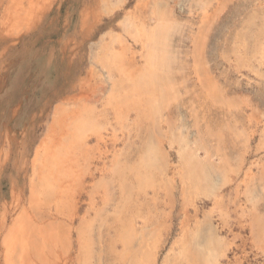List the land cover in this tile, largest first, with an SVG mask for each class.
Masks as SVG:
<instances>
[{
    "label": "rangeland",
    "instance_id": "rangeland-1",
    "mask_svg": "<svg viewBox=\"0 0 264 264\" xmlns=\"http://www.w3.org/2000/svg\"><path fill=\"white\" fill-rule=\"evenodd\" d=\"M42 263L264 264V0H0V264Z\"/></svg>",
    "mask_w": 264,
    "mask_h": 264
},
{
    "label": "bare ground",
    "instance_id": "bare-ground-1",
    "mask_svg": "<svg viewBox=\"0 0 264 264\" xmlns=\"http://www.w3.org/2000/svg\"><path fill=\"white\" fill-rule=\"evenodd\" d=\"M87 17V16H86ZM159 23V22H158ZM161 27H162V25L161 26H158V27H155L154 29H152L153 31L152 32H150L148 35H149V37H148V41L151 43V42H155V45H158V41L159 40H157L156 38V36H158L157 34H160V32H161ZM146 31V30H145ZM156 32V33H155ZM158 39H159V37H158ZM156 41H157V43H156ZM148 42V43H149ZM160 43V45H161V42H159ZM159 46V45H158ZM155 47V46H154ZM154 47H149L148 49H147V56H146V58H145V64H144V67L142 68L141 66H140V68H138V70H136V73H134V74H131L129 77H131L132 79H135V76L136 75H138V76H141L143 79L144 78H146V80H147V84H148V81L150 82V80L153 82L155 79L156 80H158L160 77H158V74H160L161 73V71H163V69H164V67H165V62H163V61H165L166 59H163V57H165L164 55H162V49L159 47V48H154ZM117 54V53H116ZM144 57V56H143ZM168 61V60H167ZM166 61V62H167ZM126 64V63H125ZM133 65H135V64H133ZM167 66V65H166ZM88 80V79H87ZM160 80V79H159ZM161 81H162V78H161ZM87 82V81H86ZM160 82V81H159ZM145 83H146V81H145ZM161 83V82H160ZM158 85H159V83H157ZM130 85H131V83H130ZM137 85V84H136ZM138 85H142V86H144L145 87V84H143V83H140V84H138ZM149 86V85H148ZM148 86H146V87H148ZM127 88V87H126ZM162 88V87H161ZM116 88L114 87V90H115ZM148 89V88H147ZM150 89V88H149ZM112 90H113V88H112ZM139 90H141L140 91V93H142V91L144 92V90L142 89V87L140 86L139 87ZM118 91V90H117ZM136 91V90H135ZM160 92H162L163 93V91H160ZM94 93V92H93ZM113 93H114V91H113ZM112 92H111V94H110V96L113 94ZM117 93V92H116ZM137 94V95H139L138 96V101H140V102H138V103H141L143 100H141V94ZM83 95V94H82ZM93 95V94H92ZM119 95L120 94H118L117 96L119 97ZM123 95V94H122ZM109 96V97H110ZM127 96V95H126ZM128 96H130V95H128ZM83 97V96H82ZM82 97H80V98H82ZM112 97V96H111ZM130 98V97H129ZM129 98H126V101L129 99ZM132 98H133V96H132ZM98 99V98H97ZM100 99V98H99ZM121 99V98H120ZM134 99H136V97H134ZM145 99V98H144ZM123 102H124V100L123 99H121ZM121 100H119L118 99V103H117V107H118V112L121 114L122 113V110H123V106H122V104H121ZM109 101H111L112 102V100L110 99ZM121 101V102H120ZM151 101V100H150ZM131 103V102H130ZM135 104V103H134ZM137 105V104H136ZM17 107V106H16ZM112 107V106H111ZM96 109H97V107L95 108V105L94 106H88V105H86V104H84L83 105V108H82V110H81V113H78V121L75 123V124H77L76 126H75V129H76V137H77V139L75 138V140H76V146L78 147V148H80V147H82V148H84V149H87L88 150V146H86V141H87V136H88V132L89 131H94V132H96L99 136V138H102V135H101V132H100V129H99V127L100 126H98V127H96L97 126V124H98V119H96V117H95V115H94V113L96 112ZM105 110V109H104ZM102 112V111H101ZM130 112V111H129ZM100 114V113H99ZM101 115V114H100ZM99 115V116H100ZM98 118V117H97ZM67 120V119H66ZM100 121V120H99ZM60 122H61V120H60ZM61 124V123H60ZM60 124H59V122H58V125L60 126ZM102 125V124H101ZM56 126H57V124H56ZM96 127V128H95ZM67 129V128H66ZM95 129V130H94ZM65 130V129H64ZM61 132H63V131H61ZM69 133V132H68ZM60 135V134H59ZM96 137V136H95ZM97 138V137H96ZM72 141V140H71ZM46 142V141H45ZM59 142V141H58ZM73 143H74V141H73ZM45 144V143H44ZM43 143H42V145H44ZM70 144V143H69ZM49 145H50V143H49ZM53 145V144H52ZM55 146V145H54ZM70 146H71V144H70ZM73 147V146H72ZM51 148V147H50ZM71 148V147H70ZM77 148V149H78ZM53 150H55V149H53ZM48 153H50V150H49V148H48V146H47V144H45L44 146H42L41 148H39V149H37V153L35 154V157H34V164H33V166H34V169H35V175H38V174H42L43 175V177H44V180H45V183H46V185L49 187H51V188H54L55 186H54V182L52 181V177L53 178H58L59 177V173H61V174H63V172H64V169H66V168H68L69 170L67 171L68 173H71V171L70 170H72L71 169V167L69 166V165H66V163H64V164H62V167H61V165H60V161H61V159L60 158H64V157H58V158H56V156H55V154H53V153H51L52 155L51 156H48L47 157V154ZM59 153V152H58ZM57 153V154H58ZM63 153V152H62ZM58 155H60V154H58ZM45 157V158H44ZM41 158H44V160L43 161H41L42 159ZM67 158H69V157H67ZM116 158V157H115ZM41 159V160H40ZM111 161V160H110ZM87 162V161H86ZM72 164V163H71ZM114 164V163H113ZM64 165V166H63ZM55 169V170H54ZM118 169V168H117ZM55 174H56V176H55ZM58 174V175H57ZM189 175V174H188ZM39 177V176H38ZM149 177V176H148ZM99 181V180H98ZM192 182V181H191ZM216 184V183H215ZM215 184L213 185V187H215ZM236 194V193H235ZM104 196V195H103ZM214 198V197H213ZM219 198H217V200H218ZM38 201H39V199H38ZM104 201V200H103ZM40 203V202H39ZM21 224V223H20ZM87 224V223H86ZM86 224H83L84 226L86 225ZM19 226L20 225H18L17 227L19 228ZM83 226V227H84ZM89 227H90V225H89ZM92 227V226H91ZM90 227V228H91ZM44 228H42L41 229V231L43 230ZM86 227H84L82 230H81V232H80V234H81V236H83L84 235V237H83V239H85V242L87 241L86 240V238H85V234H86ZM89 229V228H88ZM10 231H11V229H9ZM18 230V229H17ZM16 230V231H17ZM39 231V230H38ZM40 231V232H41ZM88 231V230H87ZM40 232H38V233H40ZM11 233V232H10ZM16 233V232H15ZM37 233V232H36ZM123 233V232H122ZM14 234V233H13ZM88 235V234H87ZM15 236V235H14ZM13 235H12V237H14ZM22 236V235H21ZM25 239V238H24ZM23 239V240H24ZM12 240H14V239H12ZM12 240H10L9 242L7 241V243L5 244L7 247H6V249H5V252L7 253V259H8V257L10 256V254H11V252L12 253H14V251H12L14 248H15V245H14V243L15 242H13ZM27 240V239H26ZM12 241V242H11ZM56 241V240H55ZM11 242V244H10V246H9V243ZM27 244H28V242H27ZM90 244V243H89ZM88 244V245H89ZM48 245V244H47ZM50 245V244H49ZM55 245V244H54ZM85 245V244H84ZM25 246V245H24ZM84 246H82V248H83ZM91 247V246H90ZM10 248V249H9ZM50 248H52V247H50ZM48 249V248H47ZM20 250V249H19ZM50 250V249H49ZM83 250V249H82ZM85 250V249H84ZM89 250V249H88ZM91 250V249H90ZM86 251V250H85ZM45 252V251H44ZM87 252V251H86ZM51 253V252H50ZM89 254H90V252H88ZM30 256V255H29ZM47 256V255H46ZM86 257V256H85ZM23 258V257H22ZM20 259V258H19ZM27 258H25L24 260H26ZM136 260V259H135ZM29 261V260H28ZM84 261H85V263H87L86 262V260L84 259ZM88 261V260H87ZM84 263V262H83ZM131 263V262H130ZM139 263V262H138ZM43 264V263H42ZM49 264V263H48Z\"/></svg>",
    "mask_w": 264,
    "mask_h": 264
}]
</instances>
